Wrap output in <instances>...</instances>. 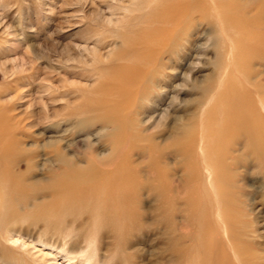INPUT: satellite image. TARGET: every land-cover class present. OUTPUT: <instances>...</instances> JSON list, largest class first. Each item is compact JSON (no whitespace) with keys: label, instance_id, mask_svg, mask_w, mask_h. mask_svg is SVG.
I'll return each mask as SVG.
<instances>
[{"label":"rangeland","instance_id":"obj_1","mask_svg":"<svg viewBox=\"0 0 264 264\" xmlns=\"http://www.w3.org/2000/svg\"><path fill=\"white\" fill-rule=\"evenodd\" d=\"M186 1L0 0V190H17L0 194V264H264V54L236 66L219 7L184 18ZM150 26L177 33L123 109L111 79ZM226 94L246 109L231 129ZM68 194H127L129 215Z\"/></svg>","mask_w":264,"mask_h":264},{"label":"bare ground","instance_id":"obj_2","mask_svg":"<svg viewBox=\"0 0 264 264\" xmlns=\"http://www.w3.org/2000/svg\"><path fill=\"white\" fill-rule=\"evenodd\" d=\"M225 1L226 0H187L185 6L183 7V9H181V16L184 18L191 16L195 12L196 7L200 5L202 6V10L199 9L200 12L211 11L217 5L219 7L220 18L225 23H229L232 29H234V32L236 33L238 53L235 57L234 64L237 66V64L244 62H240L237 60L240 58V54H246L245 52L248 51H251V54L253 56L258 54H264V25L262 17L264 14V10L262 7H257L254 4L239 7L234 1L232 2L228 0L229 2L227 3H225ZM252 11H256L254 15H250L253 13ZM174 20V12L169 11L168 13L165 12L161 16H159V20L156 22H163L162 24H169L173 23ZM223 28L224 26L221 27V29ZM150 29H148L140 38L136 40L132 39V49L137 51L139 50V53L137 54L138 56L136 58L137 60L135 59V61H131L130 64L121 63V65L118 66L119 68L117 69L116 78L114 77L113 79H111V83L115 84L116 87H121L123 89L122 91H124L126 88L131 89V97L127 100L126 103H124L123 109L124 106H129L134 103V101L138 98V95L140 94L139 90L141 88V85L149 81L153 77L152 74L156 72V69L157 71H160L163 66L161 61L166 52L167 45L177 33L176 30H167L166 32L157 34L155 32V28H151L150 26ZM230 40L232 39L230 38ZM123 58H125V56L120 55L117 61H121V59L123 60ZM224 94L225 93L220 94L219 96ZM222 98H224V100L222 99L223 101L220 103L221 110L219 113L220 115L222 113L223 122L226 121V125L229 126L227 129H231L242 120V117L245 116L246 109L241 103L242 98L239 96L229 98L226 94V96H222ZM237 100L242 106L238 104ZM118 104L119 103H114L113 105H106L104 108L107 111H110L115 109V106H117ZM213 111L214 108L210 113V116L214 118L216 117V115L213 113ZM223 114L225 115V119ZM3 134L4 133L1 129L0 139L2 138ZM208 135L209 136L207 140V150L209 148L210 155V150L214 147L213 145H217L219 133L208 132ZM90 166L91 172H89V175H87V177H89L90 175L96 177L98 175V168L95 165ZM4 177L8 178L6 172ZM5 184L6 186L4 187V192L0 190V194H13L14 191H17L13 190V187L9 185L8 182ZM71 186L74 187V191L75 188L81 189L83 188V186L88 187L86 186V184L81 183L80 181H74V183H71V185L63 184L64 188L62 187V189L65 191ZM61 195L62 194H58V197H61ZM69 197H74L77 200L80 198L82 199L85 197H89L94 198L97 201H104V203L99 208V212L101 213L98 214L99 217H103L105 215V209L109 205L112 206L111 209L116 210L115 217L117 218V220L126 219L129 215L130 205L127 194H68V198Z\"/></svg>","mask_w":264,"mask_h":264}]
</instances>
